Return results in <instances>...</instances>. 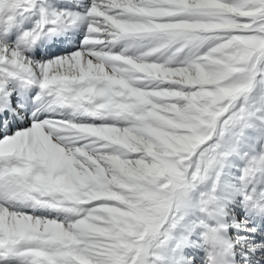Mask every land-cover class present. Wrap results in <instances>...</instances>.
I'll list each match as a JSON object with an SVG mask.
<instances>
[{"label":"snow or ice","instance_id":"1","mask_svg":"<svg viewBox=\"0 0 264 264\" xmlns=\"http://www.w3.org/2000/svg\"><path fill=\"white\" fill-rule=\"evenodd\" d=\"M0 264H264V0H0Z\"/></svg>","mask_w":264,"mask_h":264}]
</instances>
